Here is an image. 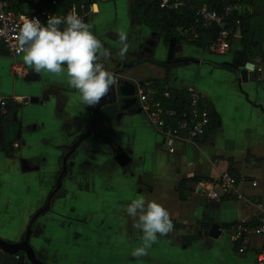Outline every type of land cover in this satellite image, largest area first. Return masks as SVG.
Returning <instances> with one entry per match:
<instances>
[{
    "label": "crops",
    "instance_id": "0c3cea01",
    "mask_svg": "<svg viewBox=\"0 0 264 264\" xmlns=\"http://www.w3.org/2000/svg\"><path fill=\"white\" fill-rule=\"evenodd\" d=\"M134 2L86 0L85 22L111 51L105 67L150 84L160 98L168 91L186 102L189 90L197 91L214 127L196 143L174 144L170 153L139 104L112 122L99 119L113 86L88 107L65 76L42 72L28 80L33 71L23 55L0 49V97L7 102L1 115L18 128L8 156L0 124V239L20 243L30 228L29 243L44 264H258L262 239L252 233L240 254L232 228L264 216V56L236 68L240 32L220 54L151 31L135 19ZM119 31L127 34L123 57ZM173 100L164 103L182 101ZM120 153L128 160L123 166ZM232 173L238 181L233 195L209 199V184ZM183 183L185 200L177 191ZM141 195L166 207L174 227L137 258L131 253L142 233L125 209ZM205 221L220 226L218 239L209 237L211 227L202 228Z\"/></svg>",
    "mask_w": 264,
    "mask_h": 264
},
{
    "label": "built area",
    "instance_id": "2783aa9c",
    "mask_svg": "<svg viewBox=\"0 0 264 264\" xmlns=\"http://www.w3.org/2000/svg\"><path fill=\"white\" fill-rule=\"evenodd\" d=\"M72 1V2H70ZM160 8L168 11H177L188 5L186 0H157ZM67 9V11H64ZM227 11H230L228 8ZM69 13L78 15L86 21V0H0V49L10 57L17 58L23 55L18 43L19 27L25 18L35 17L46 23L51 15L63 17ZM196 18L207 26L220 29L216 41L210 46L214 52L225 54L229 51L232 42V32L225 28V16L216 11L199 9L195 12ZM198 26L192 24L188 32L192 41L199 39ZM264 53V43L261 47ZM18 76L23 69L16 66ZM160 98L158 93L148 83L137 84V102L139 106L149 112L151 121L163 133L168 144L169 152L174 153V144L196 143L204 138L213 124L212 114L202 105L201 95L195 90H189L186 102H180L175 109L164 102L173 100L172 94L165 91ZM0 114H7L6 99L0 97ZM238 181L230 175H224L215 183L209 184L208 198L218 200L221 197L233 195ZM256 185V184H254ZM239 198H242L239 196ZM232 241L240 254L246 253L250 245V236L256 233L264 242V216L257 218L256 225L237 224L232 228ZM257 263L264 264V251L257 254Z\"/></svg>",
    "mask_w": 264,
    "mask_h": 264
},
{
    "label": "clouds",
    "instance_id": "9594fccd",
    "mask_svg": "<svg viewBox=\"0 0 264 264\" xmlns=\"http://www.w3.org/2000/svg\"><path fill=\"white\" fill-rule=\"evenodd\" d=\"M118 39L122 45L119 55L123 57L127 51L126 32L119 31ZM18 43L23 62L34 73L65 76L68 86L76 90L79 100L88 107L99 105L115 83L114 74L104 63L111 56L110 49L104 46L94 25L78 15H51L46 23L35 17L25 18L19 27ZM125 211L142 233L141 245L132 250L133 257L147 255L158 236L173 230L168 209L155 200L138 196Z\"/></svg>",
    "mask_w": 264,
    "mask_h": 264
},
{
    "label": "trees",
    "instance_id": "16d2710c",
    "mask_svg": "<svg viewBox=\"0 0 264 264\" xmlns=\"http://www.w3.org/2000/svg\"><path fill=\"white\" fill-rule=\"evenodd\" d=\"M188 5L177 11H168L160 8V4L157 0H135L134 2V15L135 19L148 27L151 31L159 35H167L179 40L191 41L201 48H209L217 39L220 29L214 26H207L204 22L196 18L195 12L199 9H205L207 11H216L219 14L225 16V28L235 35L237 32L241 34V43L243 50L237 52L235 55L234 64L237 67H244L253 56H264L261 50V42L259 37L261 34L264 36V30L260 29L256 25H252V19L254 15L250 14L249 8L257 6L258 0H186ZM244 7L245 9H243ZM230 11H227V9ZM194 24L198 26L199 39L196 41L191 40V36L188 32L189 27ZM235 68V69H236ZM174 98L177 97V92H172ZM177 100L174 99L173 103ZM184 100V97L180 96L177 100ZM180 104V103H178ZM172 108H179L180 105H171ZM9 113L13 111L12 105L9 104ZM9 115V114H8ZM5 116L0 114V124L3 128V141L7 149V155L12 156L13 145L17 133V124L11 122L8 124L4 120ZM10 117V115H9ZM214 118V116H213ZM216 121V117L214 118ZM213 125V124H212ZM214 126H211V128ZM250 160V159H249ZM232 176L236 179V174L232 173ZM192 181H198L193 179ZM181 185L177 189L181 200H185L184 185ZM212 221H205L202 224V228L208 230L212 226ZM257 219L252 224L256 225ZM187 241V240H186Z\"/></svg>",
    "mask_w": 264,
    "mask_h": 264
},
{
    "label": "water",
    "instance_id": "95a60500",
    "mask_svg": "<svg viewBox=\"0 0 264 264\" xmlns=\"http://www.w3.org/2000/svg\"><path fill=\"white\" fill-rule=\"evenodd\" d=\"M36 75V73L31 72L28 80H33ZM114 77L112 99L98 110L99 119L104 122H112L117 113L130 110L138 105L136 82L122 75L116 74ZM116 160L122 166L128 161L123 153H120ZM30 231L29 228L25 238L20 243H8L0 239V264H44L38 259L36 251L29 243ZM208 235L212 239H218L221 235L220 226L213 224Z\"/></svg>",
    "mask_w": 264,
    "mask_h": 264
},
{
    "label": "rangeland",
    "instance_id": "374dc122",
    "mask_svg": "<svg viewBox=\"0 0 264 264\" xmlns=\"http://www.w3.org/2000/svg\"><path fill=\"white\" fill-rule=\"evenodd\" d=\"M245 9L244 7H242ZM250 14L254 15L255 18L252 19V25L259 27L261 30H264V0H258L257 1V6L254 8H249ZM259 41L263 40V34H259Z\"/></svg>",
    "mask_w": 264,
    "mask_h": 264
}]
</instances>
